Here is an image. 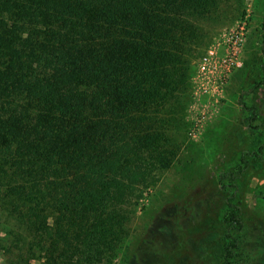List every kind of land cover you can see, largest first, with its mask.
Instances as JSON below:
<instances>
[{"label": "trees", "instance_id": "trees-1", "mask_svg": "<svg viewBox=\"0 0 264 264\" xmlns=\"http://www.w3.org/2000/svg\"><path fill=\"white\" fill-rule=\"evenodd\" d=\"M218 1L0 0V264H254L263 255L264 237L246 248L241 182L264 170L254 94L264 79L239 96L243 124L260 139L217 175L223 214L175 203L128 246L145 190L171 162L165 142L184 125L201 21Z\"/></svg>", "mask_w": 264, "mask_h": 264}, {"label": "rangeland", "instance_id": "rangeland-1", "mask_svg": "<svg viewBox=\"0 0 264 264\" xmlns=\"http://www.w3.org/2000/svg\"><path fill=\"white\" fill-rule=\"evenodd\" d=\"M244 19L247 26L243 45L239 48L241 66L232 70L216 105L212 107L210 99L200 95L196 79L197 64L211 45L217 48L218 56H223L228 50L225 43L228 33L237 29ZM263 23L264 0H219L213 14L201 21L205 46L191 63L190 88L184 97V112L179 115L182 117L184 114V125L172 130L165 142L171 162L166 169L154 173L155 178L140 200L130 225V248L153 224L161 209L171 213L175 203L183 207L190 201L194 207L206 203L210 207L211 217L223 214V209H220L223 208L221 197L227 194H219L218 197L217 175L235 166L241 151L254 146L260 139V135L247 132L238 100L243 91L264 79L261 67L264 61ZM254 94L256 101L264 108V83L258 86ZM196 119L201 121L200 132L192 138L188 133ZM241 184L247 205L245 219L251 227L246 248L253 253L264 237V170L247 174ZM193 247L198 254H202L206 239ZM118 263L116 259L113 264ZM254 264H264V253Z\"/></svg>", "mask_w": 264, "mask_h": 264}, {"label": "built area", "instance_id": "built-area-1", "mask_svg": "<svg viewBox=\"0 0 264 264\" xmlns=\"http://www.w3.org/2000/svg\"><path fill=\"white\" fill-rule=\"evenodd\" d=\"M246 26L244 19L237 29L228 33L225 41L228 50L223 56H218L217 48L211 45L197 64L196 79L199 82L200 95L210 99L212 107L216 105L232 70L241 66L239 48L243 45ZM200 127L201 121L194 120L189 129V136L194 138L200 132Z\"/></svg>", "mask_w": 264, "mask_h": 264}]
</instances>
